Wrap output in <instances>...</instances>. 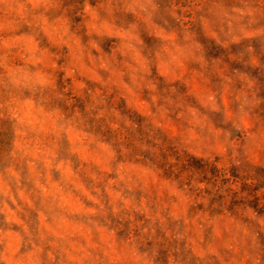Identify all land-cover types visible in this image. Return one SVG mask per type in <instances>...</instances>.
I'll return each instance as SVG.
<instances>
[{"label":"clouds","instance_id":"clouds-1","mask_svg":"<svg viewBox=\"0 0 264 264\" xmlns=\"http://www.w3.org/2000/svg\"><path fill=\"white\" fill-rule=\"evenodd\" d=\"M264 0H0V264H264Z\"/></svg>","mask_w":264,"mask_h":264},{"label":"rangeland","instance_id":"rangeland-1","mask_svg":"<svg viewBox=\"0 0 264 264\" xmlns=\"http://www.w3.org/2000/svg\"><path fill=\"white\" fill-rule=\"evenodd\" d=\"M257 195H264V193H257Z\"/></svg>","mask_w":264,"mask_h":264}]
</instances>
